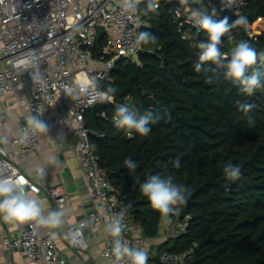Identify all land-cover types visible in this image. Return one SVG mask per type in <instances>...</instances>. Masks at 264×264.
Returning a JSON list of instances; mask_svg holds the SVG:
<instances>
[{
    "label": "trees",
    "instance_id": "1",
    "mask_svg": "<svg viewBox=\"0 0 264 264\" xmlns=\"http://www.w3.org/2000/svg\"><path fill=\"white\" fill-rule=\"evenodd\" d=\"M146 3L139 5L141 31L153 33L157 41L143 45L146 51L134 60H118L111 84L118 102L140 114L151 111L155 122L147 136L133 131L129 137L111 120L117 108L106 102L107 118L86 113L87 125L104 134L91 136V146L109 171L122 207L146 236H156L163 221L141 191L148 176H171L190 188L187 203L179 206L193 214L189 229L165 242L162 250H193V260L185 264H264V61L249 69L248 74L261 73V86L250 95L225 79L224 67L207 62L208 70L198 73L194 65L200 54L177 32L172 4L159 0L158 10L145 14ZM243 16L250 22L264 19V0H247ZM225 17L229 23L236 19L230 13ZM232 29L237 44L245 41L264 52V31L253 40L243 26ZM206 39L202 31L197 47ZM102 43L98 40L96 48ZM240 103L253 108L242 112ZM125 158L136 163L134 170L125 166ZM228 165L240 166L239 179L226 178Z\"/></svg>",
    "mask_w": 264,
    "mask_h": 264
},
{
    "label": "built area",
    "instance_id": "2",
    "mask_svg": "<svg viewBox=\"0 0 264 264\" xmlns=\"http://www.w3.org/2000/svg\"><path fill=\"white\" fill-rule=\"evenodd\" d=\"M221 1L219 4L217 0H188L184 4L182 0H168L172 4V17L177 32L199 54L201 49L197 47V42L203 30L195 26L190 17L191 11L206 6L209 14L214 11L215 19L219 20L226 13L236 18L243 15L247 5V0H235L231 7H227L228 0ZM260 20L262 18L254 22L247 20L243 26L250 39L258 40L262 31L258 25ZM100 25L105 28V32L101 38L102 45L96 48ZM143 25L140 7L129 18L121 12L119 0H0V93L15 94L26 85L29 88L27 97L16 100L27 113L21 123L20 133L11 143L20 146L23 152L38 146L41 134L31 136L27 142L20 140L21 132L26 128L25 118L30 111L33 115L37 112L41 114V119L49 125V132L56 127L72 125L80 165L89 179L90 194L96 201L95 210L71 225V233L81 232L79 243H73L71 235L67 237V243L72 249L88 248L85 236L87 226L93 224L106 228L111 219L120 213L124 214L122 238L130 243L133 240L132 215L122 207L119 194L109 178V171L101 166L100 157L91 146V136L104 135L90 128L86 122L87 111L96 103L89 105L84 97L72 100L64 94L61 85L87 82L94 78L100 91L113 88L111 73L117 61L122 58L134 60L146 51L143 45L135 44ZM236 45V33L232 29L222 38L220 48L230 57ZM30 62H35L44 73V85L32 82L33 68ZM112 96L113 99L106 102L116 108L125 105ZM51 106H57V114H47ZM98 114L107 118L105 111ZM111 120L114 122L113 117ZM50 143L54 144V141ZM0 149V179L13 180L26 189L30 179L15 165L8 148L0 143ZM44 190L57 208L68 202L67 192L58 186L45 187ZM169 219L176 237L188 231L193 214L183 213L179 209ZM113 239L107 232L102 255L108 264H115V257L111 253ZM134 240L140 248L151 242L145 236ZM0 244L22 250L32 260L43 259L47 264H71L60 258L53 238L50 235L41 236L39 229L33 228L31 223L18 235L1 239ZM193 258V250H162L157 264H185ZM124 264H128V261L125 260Z\"/></svg>",
    "mask_w": 264,
    "mask_h": 264
},
{
    "label": "clouds",
    "instance_id": "3",
    "mask_svg": "<svg viewBox=\"0 0 264 264\" xmlns=\"http://www.w3.org/2000/svg\"><path fill=\"white\" fill-rule=\"evenodd\" d=\"M142 0H119V7L123 14H127L129 18L138 11V6ZM187 4L188 0H182ZM235 0H228L227 7H231ZM159 0H147L145 14L148 12L155 13L159 8ZM216 13L206 14L202 8H195L191 11L190 17L195 26L203 30L207 34V39L199 44L201 49L198 62L195 63L196 72L207 71L204 65L212 62L220 67H224L225 79L234 83H238L241 91L252 94L257 87L261 86V73L253 70L248 74L249 69L256 65L258 59L264 61V52L257 53L255 48L251 47L247 42H239L232 50L230 58L221 51L220 45L222 38L230 33L233 27L244 26L247 24V17L240 15L229 23L228 17L223 19H215ZM157 37L149 31H141L135 39L136 46L154 44ZM227 61L225 64L224 62ZM33 68L31 72L32 82L38 85L45 84V75L35 62H30ZM212 82L211 77L208 80ZM64 94L72 100H79L82 97L87 98L89 105L97 102L111 101L112 94L115 89L108 88L107 91H100L96 80L93 78L87 82L80 81L75 84L61 85ZM253 105L250 103H240L239 109L242 112H250ZM26 128L21 132V142H27L31 136L37 134H48L49 125L41 119L38 112L33 115L30 111L26 116ZM113 120L115 126L126 130L129 137L133 131L141 136H147L151 132L150 124L155 122V117L151 111H145L140 114L139 110L131 108L128 105H120L116 109ZM0 143L6 144L7 139L0 137ZM2 150V149H0ZM50 163H55L54 158H50ZM124 164L127 168L134 170L136 163L125 158ZM175 167H180V161L177 159ZM36 172L40 177L46 174L44 167H37ZM227 179L236 180L241 176V168L238 165H228L224 169ZM141 191L147 197L151 207L160 213V216L166 222L170 216L178 213L179 206L187 203L190 188L186 185L174 183L171 176L162 177L159 174L150 175L141 185ZM66 210L49 211L45 215L42 201L33 197L25 187L13 180L0 179V219L4 222L19 225L31 223L33 228H59L65 223ZM123 217L120 213L114 216L106 225V231L114 238L111 249L112 255L115 257V264H124L125 260L128 264H148V253L144 250L129 246L122 238ZM73 243H79L80 231L70 234Z\"/></svg>",
    "mask_w": 264,
    "mask_h": 264
},
{
    "label": "crops",
    "instance_id": "4",
    "mask_svg": "<svg viewBox=\"0 0 264 264\" xmlns=\"http://www.w3.org/2000/svg\"><path fill=\"white\" fill-rule=\"evenodd\" d=\"M264 19L259 21V27L264 31ZM263 27V28H262ZM28 85L15 94L0 93V137H5L7 143L3 144L12 154L13 161L30 179L27 186L33 197L43 203L45 215L49 211L64 209L67 212L65 223L59 228H39L41 236L50 235L56 243L59 256L63 261L71 264H108L102 255L106 244L107 231L103 226L90 224L85 229L88 241L87 249H72L67 243V237L71 234V225L83 218L89 212L96 209V201L92 198L89 190V179L85 175L76 148V139L73 126L67 125L56 127L48 134H41L39 144L35 149L23 152L18 145H12V140L20 133L21 123L27 111L20 107L16 100L27 97ZM57 106H51L47 114H57ZM53 140L54 144L50 141ZM50 158L55 163H50ZM37 167H44L46 174L40 177L36 172ZM58 186L67 192L68 202L57 208L50 196L45 192V187ZM26 224L13 225L0 219V240L4 237L18 235ZM131 234L133 240L128 243L133 248L144 250L148 253V264H157L159 254L165 242L175 238L173 224L163 220L156 236H146L142 225L132 221ZM139 236L148 237L151 241L148 245L140 248L135 242ZM47 264L45 260H32L27 254L17 248H8L0 244V264Z\"/></svg>",
    "mask_w": 264,
    "mask_h": 264
},
{
    "label": "water",
    "instance_id": "5",
    "mask_svg": "<svg viewBox=\"0 0 264 264\" xmlns=\"http://www.w3.org/2000/svg\"><path fill=\"white\" fill-rule=\"evenodd\" d=\"M219 2V4L222 3L221 0H217ZM203 10L205 11L206 14H209V9L208 7H203ZM105 32V28L100 25L99 26V35H98V39L100 40L102 38V35L104 34ZM149 103L151 105L154 104V98L152 96L149 97ZM105 107H106V101L105 102H97L92 108L91 110L95 113H99V112H103L105 110Z\"/></svg>",
    "mask_w": 264,
    "mask_h": 264
},
{
    "label": "rangeland",
    "instance_id": "6",
    "mask_svg": "<svg viewBox=\"0 0 264 264\" xmlns=\"http://www.w3.org/2000/svg\"><path fill=\"white\" fill-rule=\"evenodd\" d=\"M264 22V21H263ZM263 28V27H262Z\"/></svg>",
    "mask_w": 264,
    "mask_h": 264
}]
</instances>
